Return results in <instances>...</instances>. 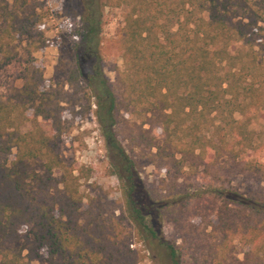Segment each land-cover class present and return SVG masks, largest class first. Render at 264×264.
I'll use <instances>...</instances> for the list:
<instances>
[{
    "label": "trees",
    "instance_id": "16d2710c",
    "mask_svg": "<svg viewBox=\"0 0 264 264\" xmlns=\"http://www.w3.org/2000/svg\"><path fill=\"white\" fill-rule=\"evenodd\" d=\"M80 1L75 65L57 67L60 88L47 91L31 60L23 84L0 96V264H140L149 253L157 264H264V183L232 186L264 182L252 156L264 136V0ZM108 7L126 10L116 81L101 50ZM46 17L41 0H0V70L47 46ZM93 105L118 202L86 194L94 168L60 152L66 114L84 118ZM131 108L139 122L124 119ZM123 141L151 150L161 187ZM192 218L211 228L204 251L165 235Z\"/></svg>",
    "mask_w": 264,
    "mask_h": 264
},
{
    "label": "rangeland",
    "instance_id": "374dc122",
    "mask_svg": "<svg viewBox=\"0 0 264 264\" xmlns=\"http://www.w3.org/2000/svg\"><path fill=\"white\" fill-rule=\"evenodd\" d=\"M47 9V17L44 19L42 28L47 36L48 44L40 51L28 55L21 50L20 54L9 64L0 70V96L5 98L15 87H20L24 82V75L29 61L33 60L41 66L44 71L45 88L49 92H55L60 87L57 86V67L60 66L62 72L73 67L74 45L77 42L75 30L80 23V15L83 7L80 0H41ZM124 8L108 7L105 9V23L102 34V54L105 57V72L110 79L116 81L119 70L124 68V60L121 50L126 42ZM207 15V14H205ZM57 74V75H56ZM95 106L84 118L69 119V130L64 141L60 145L61 154L77 165H87L94 168V172L89 181L83 182L82 190L86 194H103L118 202L121 196L120 182L116 175L109 170L110 153L103 136L101 127L93 113ZM137 111L131 108L124 112V119L128 123L139 122ZM49 130L50 124L44 123ZM25 128H28L25 127ZM261 128V127H260ZM259 128V129H260ZM124 144L126 142L123 141ZM126 148L137 162V168L142 178L149 183H155L159 187L163 185L162 179L165 172L157 175L155 166L152 163V152L149 149L131 150L126 144ZM252 156L260 157L264 161V136L260 144V149ZM200 186L205 185L204 179H199ZM261 179L251 176H239L232 183L235 189L249 192L263 185ZM165 235L172 240L184 243L185 247L190 245H200V251L206 250L209 243L213 242L211 228L206 226L199 218H192L184 227H177L171 223L165 225ZM15 244L14 246H16ZM140 247L134 244L133 247ZM244 246L238 245L237 256L242 259L244 256ZM149 253V252H148ZM147 253V254H148ZM156 256L150 255L140 264H157ZM32 264H47L34 261Z\"/></svg>",
    "mask_w": 264,
    "mask_h": 264
}]
</instances>
